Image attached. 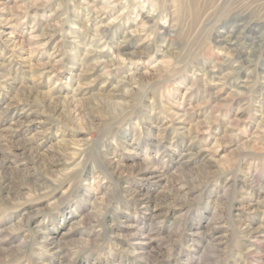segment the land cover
Masks as SVG:
<instances>
[{
    "label": "rangeland",
    "instance_id": "1",
    "mask_svg": "<svg viewBox=\"0 0 264 264\" xmlns=\"http://www.w3.org/2000/svg\"><path fill=\"white\" fill-rule=\"evenodd\" d=\"M0 264H264V0H0Z\"/></svg>",
    "mask_w": 264,
    "mask_h": 264
}]
</instances>
